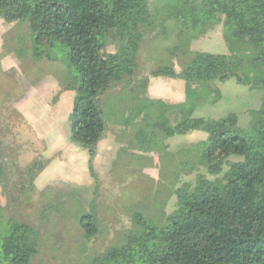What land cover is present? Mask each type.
I'll return each mask as SVG.
<instances>
[{
	"label": "trees",
	"instance_id": "16d2710c",
	"mask_svg": "<svg viewBox=\"0 0 264 264\" xmlns=\"http://www.w3.org/2000/svg\"><path fill=\"white\" fill-rule=\"evenodd\" d=\"M149 2L0 0V19L28 25L35 61L57 60V51L66 57L69 70L59 91L76 92L70 139L87 149L94 177L98 144L108 129L102 96L115 84L123 85L129 103L124 124H133L134 132L128 144L162 159L168 155L163 168L172 173L175 167L166 176L176 195L173 211L162 209L161 222L133 211L131 227L104 251L95 250L91 264H264V96L247 128L233 113L194 115L203 100L218 102V84L230 79L264 93V0H162L155 13ZM221 22L229 53L195 52L177 72L178 55ZM156 30L168 44L154 55L158 64L150 54L156 62L151 76L185 81L180 103L154 106L145 96L149 77H138L140 48ZM111 44L115 52L107 50ZM193 132L206 138L170 150L167 139ZM49 162L34 161L25 177L34 181ZM195 172L194 182L183 181ZM79 224L87 244L103 231L95 209L81 214ZM39 244V230L20 220L6 222L0 203V264H31Z\"/></svg>",
	"mask_w": 264,
	"mask_h": 264
},
{
	"label": "rangeland",
	"instance_id": "374dc122",
	"mask_svg": "<svg viewBox=\"0 0 264 264\" xmlns=\"http://www.w3.org/2000/svg\"><path fill=\"white\" fill-rule=\"evenodd\" d=\"M161 3L162 0H150L149 9L153 13L160 11ZM222 23L214 27L210 37L195 41L189 53L228 54ZM160 31L148 32L140 48L139 78L145 75L150 81L160 78L151 76L154 63L158 64L154 55L163 52L168 44ZM19 37L23 38V44L19 43ZM116 48L111 44L107 50L115 52ZM28 49V25L0 19V203L4 207V219L6 222L20 220L39 230V250L31 264H91L94 252L104 251L131 227L133 211H147L146 215L158 222L162 219V209L168 213L173 211L176 195L166 182V176H173L175 167L172 173L163 168L168 155L167 159H162L157 152H144L128 144L133 140L134 130L133 124H124L127 105H120V98L128 99L127 95H121L122 84L113 85L102 96L101 107L108 129L102 147L103 160L98 166L94 162L95 177L87 169L83 172L87 167L83 157L88 151L80 144L72 142L76 145L73 163L69 159L56 162L55 157L61 155V151L48 156L53 147L62 145L58 138L71 134L69 115L76 92L55 90L60 77L69 70L66 57L60 51H57V60L35 61ZM178 60L174 61V67L181 70L187 58L179 54ZM218 86L221 99L214 104L203 100L194 115L220 118L233 113L240 126L247 128L253 120L252 111L261 106L263 91L251 90L235 79ZM149 89L148 86L147 97H151ZM147 97L144 98L148 102ZM151 99L154 106L160 104L157 99ZM116 136L117 145H113L111 141L114 142ZM205 136L200 133L176 135L167 139V143L174 152ZM67 157L68 150L63 155ZM40 160L56 163L49 162L43 173L30 181L24 173L30 164ZM74 167L77 169H70ZM75 172L76 177L72 175ZM200 172L206 171L201 169ZM197 173L185 175L183 181L194 182ZM93 209L101 219L103 231L87 244L79 216L93 214Z\"/></svg>",
	"mask_w": 264,
	"mask_h": 264
},
{
	"label": "crops",
	"instance_id": "0c3cea01",
	"mask_svg": "<svg viewBox=\"0 0 264 264\" xmlns=\"http://www.w3.org/2000/svg\"><path fill=\"white\" fill-rule=\"evenodd\" d=\"M211 33H212V31L209 32V34L207 36L210 37ZM189 52L190 51H183V52L180 53L183 57L187 58V62L185 64H188L190 62L191 58H192V55ZM176 59H177V62H178L179 61L178 57ZM176 59H175V61H176ZM174 63H176V62H174ZM180 71L181 70H177V72H180ZM185 87H186L185 86V81H183L182 79L169 78V77H160L158 79V81H154V79H151L150 85H149L150 89H149L148 95H150L154 99H157L158 102H161V105H162V100L165 101L164 103H180V102L184 101L185 97H186ZM55 90H59V83H56ZM116 99H117V97L114 98V100H116ZM120 100L122 102V104H120V105H122V106H126L127 105L128 106V104H129L128 100L121 99V98H120ZM202 102H200V103H202ZM125 129H126V127H125ZM193 133L194 134L200 133L203 136H205L204 135L205 133H203V132H193ZM70 135H68L67 138L62 137V136L60 138H58V141L61 142L62 145L61 146L58 145L56 147H53L51 149V151L49 152L48 156L54 155L57 151H61V155L55 157L56 158L55 161L56 162L59 161L60 163H62L63 161L66 162L69 159V160H71L70 162L73 163V161H72L73 157L72 156H73V154H75L76 145H73V143H72V141L70 139ZM205 138H206V136H205ZM114 139H115V141L114 142L111 141V143L113 145H115L114 143H116V145H117V142H116V140H118L117 136ZM105 140H106V138H103L98 144V152H97V156H96V158L94 160L95 165L97 164V166L100 165L101 161L103 160V158H101V157L104 154V151H103L102 147H104ZM67 150H68V157L67 158H63V155H64L65 152H67ZM64 157H66V154H65ZM83 160L85 162V165H87V167L83 168L84 171L83 170L82 171L85 172V170L87 169L88 172H90V170L88 168V166H89V164H88L89 163V156L88 155L87 156L84 155ZM51 161H50V163H51ZM52 162H54V160ZM56 162H54V163H56ZM47 166H48V164L46 165L44 170L47 168ZM57 167H58V165L56 166V169H57ZM70 169L72 170V169H77V168L74 167V168H70ZM43 171L40 174H42ZM77 172L79 173V171H77ZM72 175L74 177H76L77 174L75 172Z\"/></svg>",
	"mask_w": 264,
	"mask_h": 264
}]
</instances>
